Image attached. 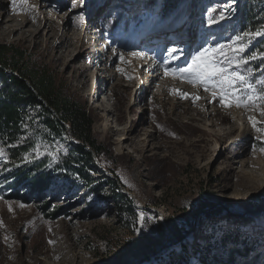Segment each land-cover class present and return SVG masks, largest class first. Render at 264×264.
Returning <instances> with one entry per match:
<instances>
[{"label": "rangeland", "instance_id": "rangeland-1", "mask_svg": "<svg viewBox=\"0 0 264 264\" xmlns=\"http://www.w3.org/2000/svg\"><path fill=\"white\" fill-rule=\"evenodd\" d=\"M190 1L155 21L163 0L151 7L141 0H76L75 8L73 0H27L35 6L30 12L20 0L15 12L13 0H0L5 20L0 44L21 47L64 82L85 106L103 150L86 169L93 183L85 186L57 155L77 143L70 136L43 143L29 110L13 142L27 153L11 161L5 150L7 159H0V264H169L181 246L192 264H203L204 256L205 264H228L229 254L236 258L231 264H242L241 257L248 256L241 253L243 243L251 239L257 248L250 259L257 251L264 258V214L257 220L264 212V189L255 183L263 177L264 143L249 123L251 116L264 127V116L254 109L224 108L210 91L181 78L187 74L164 72L186 68L201 49L241 34L242 13L252 11L247 31L264 30V0H198L196 9ZM92 4L91 20H80L81 9ZM114 4L123 10H110ZM5 7L10 15H3ZM123 12L140 23L130 24L125 34L113 24ZM106 14L112 17L103 20ZM22 22L21 32L9 34ZM253 47L255 53L264 51V36L251 40L244 55H252ZM99 78L105 82L97 83ZM143 82L148 86L141 87ZM19 172L43 174L48 189L36 195L25 187L27 181L17 186ZM121 192L135 213L125 211ZM227 229L235 233L233 245L225 242ZM194 233L212 238L189 241ZM222 241L219 253L212 243Z\"/></svg>", "mask_w": 264, "mask_h": 264}, {"label": "trees", "instance_id": "trees-1", "mask_svg": "<svg viewBox=\"0 0 264 264\" xmlns=\"http://www.w3.org/2000/svg\"><path fill=\"white\" fill-rule=\"evenodd\" d=\"M141 1L143 2L141 5L145 7L158 4V0ZM191 1L189 4H191ZM179 2L183 3L184 0H163L165 8L160 9L159 7L154 20L168 18L167 15L176 9ZM139 3L140 1L137 4ZM192 4L196 9L198 0H194ZM242 8L245 9L244 6ZM93 10V4L82 8L80 20H91L88 18L92 16ZM110 10L122 11L123 8L114 4ZM123 13H119L113 24L115 27H121L123 29L122 33L125 34L130 24L138 26L140 23L136 16L131 18L132 14ZM251 16V10L239 16L237 21L239 27L243 30L242 33L247 31L248 26L253 25L250 20ZM110 17H112L110 14H106L102 19L108 20ZM121 22L122 26H120ZM255 48H252L251 51L253 52L251 53H255ZM246 68L253 70L251 78L253 82L260 79V73L264 77V61L262 60L256 59L247 64ZM29 110L34 112L31 122L36 127L37 136L43 143L50 145L55 138L61 136H70L77 143L76 146H70L66 154H63L64 156L62 154L57 155L60 162L65 163L68 170L76 173L85 186H90L93 179L86 169L94 161V157L100 158L103 155V150L92 135L93 121L86 112L85 106L66 89L64 82L59 80L54 72L46 66H38L27 51L15 45L0 44V146L4 147L11 161L21 159L27 153L26 148L13 142L17 131L25 121L23 117ZM72 154L76 158H72ZM79 159L83 163L82 165ZM28 173L30 172L23 173L24 176H22L19 172L16 180L17 186L21 185L23 181H27L25 187L29 189L31 194L36 195L48 189L49 186L43 174L29 176ZM108 184L112 189H118L115 180L108 181ZM120 195L126 201L127 208L125 211L128 214L135 213L128 197L122 192ZM45 209L47 208L45 207ZM116 217L119 223L123 221L121 212L118 211ZM224 233L230 236L228 241L225 242L231 243V245L237 242L233 238L234 235L231 236V234H235L233 230L227 229ZM211 236V234L208 236L207 243L211 240ZM168 240L172 241L169 238ZM188 242L187 240L185 244H188ZM243 244L246 246L241 253H246L248 256L241 257L242 264H264V258H262L260 251H257V255L250 259L249 253L257 248L254 240L244 241ZM208 246H206L207 250L209 249ZM212 246L222 252L225 249L223 241L220 245L212 243ZM181 249V254L174 257L169 264H192L185 247L181 246ZM220 251L219 253H221ZM236 253L240 252L236 251ZM204 257H202L203 264L206 262ZM212 258H215V256L212 255ZM227 258L228 264L236 260L230 254L227 255Z\"/></svg>", "mask_w": 264, "mask_h": 264}, {"label": "snow or ice", "instance_id": "snow-or-ice-1", "mask_svg": "<svg viewBox=\"0 0 264 264\" xmlns=\"http://www.w3.org/2000/svg\"><path fill=\"white\" fill-rule=\"evenodd\" d=\"M23 11H32L35 6H29L27 0H20ZM13 11L17 9V0H13ZM72 7H77L76 0H73ZM224 19L223 14L218 18ZM217 20L210 19L209 23H215ZM264 36V30L255 32H243L235 36L227 44H219L212 48H203L198 51L192 58V62L186 68L168 69L165 68V75L187 74V82L193 85H200L204 91L211 92L213 100L219 99V103L224 108H243L245 110L254 109L261 116H264V78L257 79L253 82L250 77L253 70H241L243 66L250 61L261 59L264 61V51L253 53L245 56L248 45L256 37ZM123 60V57H121ZM120 71V69H117ZM178 91V90H177ZM182 97L187 98V93H179ZM198 99V97L193 98ZM251 127L259 134L258 139L264 143V127H258L261 123L249 117ZM255 150V149H254ZM37 156L41 153L39 147L34 149ZM259 151L264 153V147ZM0 159H7L4 147H0ZM27 161L28 157L25 156ZM131 187V185H129ZM24 205H21L23 207ZM11 210V209H9ZM143 220V215L140 217ZM2 227V223H0ZM7 240L8 237H5ZM49 243H52L51 241Z\"/></svg>", "mask_w": 264, "mask_h": 264}, {"label": "bare ground", "instance_id": "bare-ground-1", "mask_svg": "<svg viewBox=\"0 0 264 264\" xmlns=\"http://www.w3.org/2000/svg\"><path fill=\"white\" fill-rule=\"evenodd\" d=\"M10 12H11V10H9L8 9V7H5V8H3V15L4 14H8V15H10ZM8 22L9 21H13L14 19H10V20H8V19H6ZM6 21V22H7ZM4 23H5V20H4V18H0V29L3 27V25H4ZM21 25L22 26H20V27H14L13 29H10V30H8V32H9V34H11V35H14V34H16V33H18V32H21L22 30H23V28H25L26 27V22H22L21 23ZM94 45V44H93ZM96 46V45H95ZM100 57V55L98 54V56L96 57V58H99ZM149 65V64H148ZM147 65V63H146V66H148ZM145 66V67H146ZM144 67V66H143ZM105 82V78L104 79H102L101 80V78H99L98 79V82L97 83H100V84H103ZM147 85V84H146ZM146 85H144V82L142 83V85H141V87H144V86H146ZM148 86V85H147ZM91 87H92V85H90L89 86V88L91 89ZM140 88V87H139ZM96 95H95V93L93 94V98L95 97ZM98 96H99V93H97V99H98ZM262 166V165H261ZM262 171V170H261ZM263 177L262 178H257L256 180H255V183L257 184V186L259 187V188H262V189H264V169H263ZM255 179V178H254ZM240 203V202H239ZM263 214H264V212L263 213H259V217H258V221H259V223H260V221H262L263 220ZM236 215V214H235ZM231 221H230V224L232 223V222H235V221H233V219H230ZM261 224V226H263V229H264V223L263 222H261L260 223ZM254 228V227H253ZM189 235V234H188ZM188 235H187V238L189 239V241H198V242H200V243H202V242H204V241H206V237L204 236V235H198V234H190L189 235V237H188ZM169 247L170 246H168V247H166L165 248V250H168L169 249ZM171 248V247H170Z\"/></svg>", "mask_w": 264, "mask_h": 264}, {"label": "water", "instance_id": "water-1", "mask_svg": "<svg viewBox=\"0 0 264 264\" xmlns=\"http://www.w3.org/2000/svg\"><path fill=\"white\" fill-rule=\"evenodd\" d=\"M66 128H67V127H66ZM203 212H204V211L200 212V214L203 213ZM197 220H198V219H197ZM194 229H195V226L192 227V232H194ZM185 237H186V236H185Z\"/></svg>", "mask_w": 264, "mask_h": 264}]
</instances>
